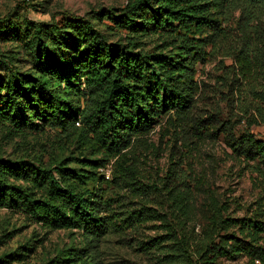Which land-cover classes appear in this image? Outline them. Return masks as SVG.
<instances>
[{
	"label": "rangeland",
	"instance_id": "374dc122",
	"mask_svg": "<svg viewBox=\"0 0 264 264\" xmlns=\"http://www.w3.org/2000/svg\"><path fill=\"white\" fill-rule=\"evenodd\" d=\"M129 1L0 0V88L11 79L42 77L51 59L54 60L50 62L52 68L62 64L69 69L81 55L80 46L84 43L83 35L80 36L75 28H65L72 19L90 23L110 44H131L144 53L172 54V48L167 45L171 40L167 25L157 28L143 13L136 17L131 27L119 24L118 16L124 14L121 10ZM239 17L237 11L223 23L224 32L216 39L214 47H208L205 61L197 65L195 79L199 91L194 115L207 120V129L199 132L189 128L175 135L166 115L156 120L148 134L135 141L123 163L134 169L130 178L136 182L135 187H142L143 197L116 187L113 181L115 161L99 170L110 181L106 185L107 193L117 200L115 212L126 214L146 206L151 216L148 222L133 228H118L121 222L115 221L116 227L100 240L96 250L101 264H191L187 259L194 262L193 255L203 246L210 226L224 216L231 219L252 217L264 199L261 162L245 161L234 155L216 121L230 120L237 135L249 129L257 138L264 139V123L248 125L259 104L255 91L264 86L263 68L254 61L251 76L241 77L238 82L236 74L240 66L238 52L248 48L253 55H259L264 50V38L252 29L251 38L243 39ZM26 25L28 31H25ZM37 25L44 29L55 28L58 34L57 41L42 38L47 46L46 57L32 44L34 35L30 32L33 33L31 29ZM51 78L50 87L55 94L66 96L74 108L85 106V87L69 76L52 75ZM232 86L238 90L233 91ZM25 88L30 90L31 86L25 84ZM32 112L29 107L22 110L23 121L32 123L24 132L13 129L0 115V160L65 161L71 169L80 172L88 169L81 161L96 157L78 142L67 139L60 130L34 118ZM16 182L27 185L22 180ZM170 189L189 191L186 217L174 207L176 203L169 201ZM226 232L245 236L240 233V226L230 227ZM182 245L185 251L181 250ZM87 254L79 230L45 229L19 210L0 209V264H87ZM215 264L251 263L248 255L242 252L233 256L222 254Z\"/></svg>",
	"mask_w": 264,
	"mask_h": 264
},
{
	"label": "trees",
	"instance_id": "16d2710c",
	"mask_svg": "<svg viewBox=\"0 0 264 264\" xmlns=\"http://www.w3.org/2000/svg\"><path fill=\"white\" fill-rule=\"evenodd\" d=\"M121 11L124 13L118 16L121 26L131 27L140 13L147 15L157 28L167 25L171 36L167 45L173 53H144L131 44H110L90 23L72 19L65 28H75L83 35L84 43L80 46L81 55L69 69L62 64L52 68L50 62L54 60L51 59L42 77L11 79L0 88V115L13 129L24 132L32 127L30 120L23 121L22 110L29 107L34 118L60 130L67 139L78 142L96 157L81 161L88 168L82 172L69 168L65 161L0 160V209L19 210L45 229L79 230L88 250L87 264H101L96 250L100 240L116 227L115 221L121 222L118 228H133L151 217L146 206L126 214L115 212L117 200L107 193L106 185L110 181L99 170L115 161L116 187L143 197L142 187H135L136 182L130 178L134 169L123 163V158L135 141L148 134L162 116L167 115V123L178 136L189 128L199 132L207 129V120L194 115L199 91L195 76L197 65L209 55L208 47H214L216 39L224 32L223 23L239 11L241 37L249 40L251 30L255 29L264 38V0H130ZM17 29L20 30V26ZM31 30L32 44L46 57L47 46L42 38L57 41L55 28L44 29L37 25ZM25 31H28L27 25ZM259 53L253 55L248 48L238 52V82L252 75L254 61L262 66L264 80V50ZM52 75L69 76L85 87L82 109L74 108L66 96L51 90ZM25 84L31 86L30 90ZM232 90L238 89L232 86ZM255 97L259 104L256 114L248 120L249 127L264 123V86L255 91ZM216 121L234 155L245 161L259 160L264 167V139L257 138L249 129L237 135L230 120ZM20 180L27 185L16 182ZM168 193L172 196L169 201L176 203L174 207L186 217L189 191L170 189ZM263 201L252 217L224 216L210 226L203 246L193 255L194 262L187 259L188 263L215 264L222 254L233 256L243 252L251 264H264ZM233 226H240V233L245 236L227 233ZM183 246L181 250L185 251Z\"/></svg>",
	"mask_w": 264,
	"mask_h": 264
}]
</instances>
